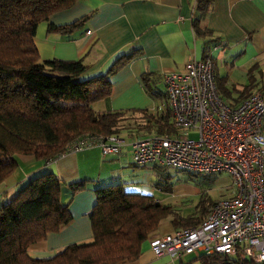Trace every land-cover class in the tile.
<instances>
[{"label":"trees","instance_id":"trees-1","mask_svg":"<svg viewBox=\"0 0 264 264\" xmlns=\"http://www.w3.org/2000/svg\"><path fill=\"white\" fill-rule=\"evenodd\" d=\"M78 0H0V186L17 169L16 156L50 161L70 151V144L94 135L122 134V122L131 121L125 111L97 113L92 104L112 93L111 76L141 53L132 49L112 64L105 74L83 79L87 66L82 59L42 60L35 42L37 27L59 11L71 8ZM214 0H196L193 29L205 40L203 59L212 58L210 42L218 45L214 31L206 24ZM93 13L67 24L49 23L48 31L71 34L82 28ZM254 67L249 84L240 96H249L257 86ZM152 73L142 79L147 93L154 99L168 101L153 86ZM227 77H219L220 93L230 98L237 90L226 87ZM264 86V83L262 84ZM222 95V96H223ZM244 97V98H245ZM146 118L148 132H174L169 105L161 114L147 108L132 109ZM125 130L128 138L136 136ZM139 129V128H138ZM137 129V130H138ZM129 131V132H128ZM157 187L165 190L164 168L156 165ZM209 177L200 184H213ZM90 181L65 184L52 171H45L21 184L15 196L0 205V264H116L134 261L142 254V245L156 234L160 225L170 220L175 229L199 226L215 200L203 190L194 212L183 215L171 204L154 195L132 193L123 183L95 188L97 201L88 213L93 240L71 243L49 258H33L28 249L43 241L49 233L59 232L72 220L69 203L62 199L68 187L72 195L88 187ZM182 264H257L241 253L202 254Z\"/></svg>","mask_w":264,"mask_h":264},{"label":"crops","instance_id":"crops-1","mask_svg":"<svg viewBox=\"0 0 264 264\" xmlns=\"http://www.w3.org/2000/svg\"><path fill=\"white\" fill-rule=\"evenodd\" d=\"M195 11L196 0H78L71 8L54 13L49 21L39 23L35 42L42 60L82 59L87 66L83 79L105 74L117 58L132 49H141L140 54L111 76V96L92 107L97 113L152 110L156 101L147 93L142 74L151 72L154 88L160 89L164 74L182 70L189 57H204L205 40L196 36L192 24ZM88 13L93 15L71 34L48 31L50 22L67 24ZM206 24L214 31V38L227 42L222 47L210 42L211 55L214 61L218 60L216 74L228 79L226 87L239 90L228 98L236 104L243 99L240 91L249 84L251 68L254 67L255 88L264 83V0H214ZM137 136L128 139V143ZM16 158L17 169L0 186V205L9 202L21 184L45 171L54 172L65 184L90 181L86 189L74 195L68 187L64 188L62 199L64 203L70 202L72 220L59 232L49 233L45 240L31 245L28 253L33 258H49L68 244L93 240L88 213L97 201L95 188L99 186L123 183L128 192L154 195L163 203L166 198L156 186V165L136 164L129 144L120 154L105 155L101 147L94 145L68 151L50 161ZM183 187L186 193H202L193 183L187 182ZM174 229L167 220L156 234ZM170 261L173 260L169 256L156 257L147 240L138 259L116 264Z\"/></svg>","mask_w":264,"mask_h":264},{"label":"built area","instance_id":"built-area-1","mask_svg":"<svg viewBox=\"0 0 264 264\" xmlns=\"http://www.w3.org/2000/svg\"><path fill=\"white\" fill-rule=\"evenodd\" d=\"M163 81L174 132L137 136L130 143L122 134L94 135L73 141L70 151L97 145L105 155L120 154L129 144L138 165L232 176L231 193L213 202L199 226L154 234L150 250L183 262L188 256L241 253L264 264V93L227 101L211 58L189 57Z\"/></svg>","mask_w":264,"mask_h":264},{"label":"rangeland","instance_id":"rangeland-1","mask_svg":"<svg viewBox=\"0 0 264 264\" xmlns=\"http://www.w3.org/2000/svg\"><path fill=\"white\" fill-rule=\"evenodd\" d=\"M215 63H217V65H218V60L217 61L215 60ZM219 65L221 68L222 63H221L220 59H219ZM217 67H216V69H217ZM216 72H218V71H216ZM262 84L259 85L258 88H255L252 91V93L256 92V91H260V92L264 93V86H262ZM157 90L161 91L162 94H166L165 85H161L160 89H157ZM223 97L227 101H229L228 98L225 97L224 95H223ZM244 97H242V98H244ZM155 101H156V105L153 107L152 110H150V112L158 114V115L161 113H164L167 110L168 101H164V99L163 100L156 99ZM229 102H231V101H229ZM125 115L134 117L131 119V121L129 120L126 122H122V130H124L122 132V135L126 136L127 140L131 139V138H128V136L126 135L127 132H125V130H128L129 128H133V129L139 128L138 130L136 129L135 131H133L136 136L137 135L143 136V135L155 133V132H148L147 131V128L145 127L146 118L143 117V115L141 113L133 114V113L126 112ZM263 123H264V121H263ZM191 136L193 138H195V137H197V134L194 133V134H191ZM164 172H165L164 173V179L162 178L161 182L163 183V186L166 189L162 190L158 187L157 188L166 197L164 200V203L171 204L176 209L179 208L178 210L183 215H187V214L194 212L197 204L200 202V199H201V194L196 195L194 193H186L183 191V188H184L183 186L186 185L187 182L190 184L193 183L194 185L200 187L203 190L204 196L206 198H211L212 200H217V199H220L224 196H227L228 194L231 193V191L233 189V186L231 184L233 182V178H232V176L225 174V173L222 175L195 174V173H191V172H187V171H182V170L174 168V167H165ZM214 176L218 177V179L213 184H210V185L200 184L201 181H207L209 177L213 178ZM193 258H194L193 256H188L184 260V263L190 261ZM164 264H182V263L180 260L174 259L173 261H170V262H167Z\"/></svg>","mask_w":264,"mask_h":264}]
</instances>
